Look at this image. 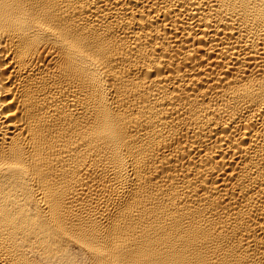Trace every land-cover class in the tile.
Wrapping results in <instances>:
<instances>
[{"label": "bare ground", "instance_id": "bare-ground-1", "mask_svg": "<svg viewBox=\"0 0 264 264\" xmlns=\"http://www.w3.org/2000/svg\"><path fill=\"white\" fill-rule=\"evenodd\" d=\"M0 264H264V0H0Z\"/></svg>", "mask_w": 264, "mask_h": 264}]
</instances>
